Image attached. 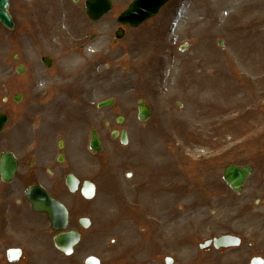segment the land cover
Returning a JSON list of instances; mask_svg holds the SVG:
<instances>
[{
    "label": "rangeland",
    "instance_id": "rangeland-1",
    "mask_svg": "<svg viewBox=\"0 0 264 264\" xmlns=\"http://www.w3.org/2000/svg\"><path fill=\"white\" fill-rule=\"evenodd\" d=\"M131 1L113 0L114 11L94 23L85 0H10L14 29L0 24V111L11 124L0 151L7 147L30 160L36 149L45 150L33 156L47 186L53 181L48 168L61 170L62 179L70 172L98 185V196L84 204L65 190L57 195L76 218L85 213L92 221L73 261L62 264H84L88 256L109 264H162L151 255L163 240L158 225H171L165 233L175 244L171 256L179 262L197 257L204 238L240 229L227 217L235 200L219 182L224 169L252 162L259 168L255 181L264 172V0H249L245 9L226 0L219 11L220 0H171L115 43L116 19ZM43 56L53 59V73L44 74ZM20 65L26 67L22 75L16 73ZM15 94L22 95L20 103L13 102ZM110 99L114 106L97 108ZM140 99L152 110L146 123L137 118ZM92 129L103 142L99 155L89 150ZM122 130L127 146L112 137ZM60 137L63 164L56 162ZM215 188L222 206L207 193ZM17 198L26 202L16 193L14 208ZM214 208H221L217 220ZM187 210L193 216L186 220L195 225H186V235ZM188 226L201 229L200 240ZM41 234L52 245L47 226ZM259 240L264 259V235ZM49 257L42 259L48 263Z\"/></svg>",
    "mask_w": 264,
    "mask_h": 264
},
{
    "label": "flooded vegetation",
    "instance_id": "flooded-vegetation-1",
    "mask_svg": "<svg viewBox=\"0 0 264 264\" xmlns=\"http://www.w3.org/2000/svg\"><path fill=\"white\" fill-rule=\"evenodd\" d=\"M53 70L54 68L45 70L44 74H48V72L53 73ZM8 126H11V124H9ZM5 131L6 129L2 131L0 137L4 136L7 133ZM13 135L14 134L12 133V136ZM263 141L264 139L259 140V142ZM4 149L5 150L0 151V156L3 154L4 151L9 152L7 150V147ZM35 152L36 150L33 153L31 152L32 155L30 160H28V158L26 157V160L25 158H18L20 170L17 174L16 179L23 186L17 188L12 187L10 186V184L2 182L0 177V264H14L11 261L10 254L14 251L15 248H20L22 250L21 260H23V264H35V262L27 256V254H29L30 252L26 250V246L22 245L23 243L27 242V239L25 238V233L23 232V226L25 225L23 224L21 219H15L13 202L15 193H23L29 188L37 185L43 186L40 177L38 176V173L40 171L38 168L39 165H36V160L34 159L35 156H33ZM37 152L41 154L46 153L45 150L44 152L41 150H37ZM47 152L49 153V150ZM28 153L29 152H27V155ZM235 165H251L254 168V174L252 175L251 179L246 183L243 193H233L232 199L235 200V202H233L231 206L229 205V207L232 208V213L229 216L226 215L228 217L229 223L231 224L232 222L233 224H237L240 229H225L221 233L217 231L216 233H213V235H209L208 237L204 238L201 243L199 242V245L197 244L200 248V252L197 253V257H190L188 258V260L183 262H179L178 260L173 258V262L171 264H230L229 259L233 258L237 260L238 264H264V259L260 258L262 257V252H260L262 242H260L259 240L262 239L264 235V172L263 175H261L255 181L254 177L256 176L259 170L256 164L248 162L247 164L237 163ZM50 176L53 181L52 185L47 188V190L50 194H54L61 189L60 187L62 183V171L56 168L55 171L51 172ZM221 178L222 177L219 178V182H222ZM79 188L81 191L83 185L80 184ZM217 190L218 188H215L214 193H207L214 195L212 200L214 201L215 205L222 206V203L219 202L221 195ZM220 209L214 208V211L212 212L216 220L219 217ZM187 225L195 224H190V220H187ZM78 226L80 227L79 220L78 223L74 222L73 216H70V230H78ZM167 227L169 226L167 225ZM169 229L171 230V228ZM156 232L158 233L159 230H157ZM184 232H186V229L184 230ZM188 232L194 233L191 235L196 239H201L200 228L193 229L191 226H188ZM260 232L262 233V235L260 234ZM224 235H230L238 238L240 242L239 245L217 249L213 244H211L206 248L201 249L200 245L202 243L213 240L215 238H219ZM175 252L176 250L174 248L173 254H175ZM154 253L158 256L157 260H159L160 258L162 262V256L159 255V251L157 248L154 250ZM189 256L190 255H188V257ZM165 264L167 263L165 262Z\"/></svg>",
    "mask_w": 264,
    "mask_h": 264
},
{
    "label": "water",
    "instance_id": "water-1",
    "mask_svg": "<svg viewBox=\"0 0 264 264\" xmlns=\"http://www.w3.org/2000/svg\"><path fill=\"white\" fill-rule=\"evenodd\" d=\"M169 0H138L131 5L130 9L124 13L119 22L129 23L133 26H138L140 23L155 16L159 10L168 2ZM9 1L0 0V22L6 26L8 29H14L13 20L8 12ZM86 8L88 10V16L93 20H99L106 13L111 11L112 5L110 0H88L86 3ZM122 32L117 33V37L120 38ZM143 103V101H141ZM113 101H108L101 104L99 107L111 106ZM140 114L139 119L141 121H147L150 118V110L145 106L141 105L139 107ZM3 121H0V128L2 127ZM93 138L91 142V149L99 153L101 151L100 141L97 138L95 132L92 133ZM122 141L124 144H127V136L124 132L122 136ZM7 165L3 169L7 171L6 179L10 180L16 171L15 161H6ZM250 171L247 170H238L236 168H229L225 174L224 179L231 185L235 190H240L242 182L249 175ZM71 189L75 188L73 185ZM92 194V193H91ZM90 194V195H91ZM88 195V197H91ZM28 199L34 205L35 210L40 212H46L48 214L49 220L51 221L55 230L63 229L67 224V212L65 208L54 201L49 195H47L43 190L36 188L32 189L28 193ZM79 238L75 234H66L62 235L60 238L56 239L57 246L70 253L73 245L77 243ZM223 240H219L218 244L222 245L225 242L221 243ZM218 245V246H219ZM87 264H99L95 259L88 260Z\"/></svg>",
    "mask_w": 264,
    "mask_h": 264
},
{
    "label": "bare ground",
    "instance_id": "bare-ground-1",
    "mask_svg": "<svg viewBox=\"0 0 264 264\" xmlns=\"http://www.w3.org/2000/svg\"><path fill=\"white\" fill-rule=\"evenodd\" d=\"M235 2H237L238 4H239V6H242V9H245V8H247V7H249L250 6V4H249V0H234ZM228 1H226V0H220L219 2H218V5H217V11H219V10H221V9H223V8H226L227 6H228ZM81 80V79H80ZM79 84H82V81L79 83ZM83 86L84 85H80L79 87H80V90L79 91H82L83 90ZM208 87V86H207ZM216 90V89H215ZM220 91V90H219Z\"/></svg>",
    "mask_w": 264,
    "mask_h": 264
}]
</instances>
